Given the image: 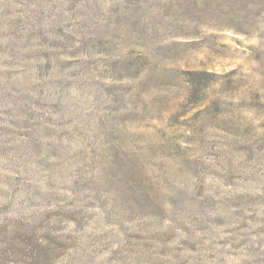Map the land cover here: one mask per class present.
Returning <instances> with one entry per match:
<instances>
[{
  "label": "rangeland",
  "instance_id": "rangeland-1",
  "mask_svg": "<svg viewBox=\"0 0 264 264\" xmlns=\"http://www.w3.org/2000/svg\"><path fill=\"white\" fill-rule=\"evenodd\" d=\"M0 264H264V0H0Z\"/></svg>",
  "mask_w": 264,
  "mask_h": 264
}]
</instances>
